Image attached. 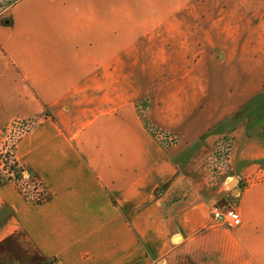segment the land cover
Instances as JSON below:
<instances>
[{
	"label": "crops",
	"instance_id": "1",
	"mask_svg": "<svg viewBox=\"0 0 264 264\" xmlns=\"http://www.w3.org/2000/svg\"><path fill=\"white\" fill-rule=\"evenodd\" d=\"M5 4L0 138L32 124L16 160L46 196L0 185V264H264V125L224 128L264 84V0Z\"/></svg>",
	"mask_w": 264,
	"mask_h": 264
},
{
	"label": "rangeland",
	"instance_id": "2",
	"mask_svg": "<svg viewBox=\"0 0 264 264\" xmlns=\"http://www.w3.org/2000/svg\"><path fill=\"white\" fill-rule=\"evenodd\" d=\"M7 2L8 0L0 1V10L3 5H6L5 3ZM238 105L239 109L237 111L238 115L236 117V122L234 123V125L229 122L224 126V128H237L242 131L243 136H248V130L264 125V84H260L258 94H255L248 99L240 100V104ZM31 125L32 124L28 121H16L15 123H13L8 128V131L2 134L3 136L0 138V153H10L12 159L16 160L18 140L32 129ZM163 139L167 140L170 143V141L167 139V136H164ZM235 140L236 138L232 137L221 138L217 140V142H215L214 146L211 148L210 153L208 154L210 160H208L209 166H207V170H210L214 176H220L221 172L224 169L228 170V175L233 174L229 165L231 163L229 162L235 151ZM171 141H174V139ZM21 168L22 170H25L31 174V179L29 181L25 182L21 181L20 178L17 179L15 177L14 171H10L9 164H6V160L0 157V179L4 180L5 183L12 184L20 193L24 194L26 198H28V200L35 202L39 201L37 200L38 198L36 197L34 191V184L39 183V178L36 177L28 169L23 167ZM8 178L10 179L7 180ZM40 182L42 181L40 180ZM240 186L241 184H239V186L237 187ZM229 188L231 189L233 187L229 186ZM214 207L224 210H237L235 205L225 207L214 205Z\"/></svg>",
	"mask_w": 264,
	"mask_h": 264
},
{
	"label": "built area",
	"instance_id": "3",
	"mask_svg": "<svg viewBox=\"0 0 264 264\" xmlns=\"http://www.w3.org/2000/svg\"><path fill=\"white\" fill-rule=\"evenodd\" d=\"M4 154H6V153L2 152V155H0V157L3 158ZM8 154L11 156L10 153H8ZM3 159H5V158H3ZM11 160H14V159H12V156H11ZM9 163H10V160H9ZM6 164H7V162H6ZM17 179H19V178H17ZM20 179H21V181L27 182L31 179V174L28 173L27 171L23 170L22 171V177ZM34 191H35L36 197L38 198L37 200L41 201V200L45 199L46 188L44 186V183L40 182V179H39V183L34 184ZM212 215H213V218L216 222L224 223L229 227H237V226H240L242 224L241 215L235 209H225L224 210V209H220V208L215 207L212 209Z\"/></svg>",
	"mask_w": 264,
	"mask_h": 264
},
{
	"label": "trees",
	"instance_id": "4",
	"mask_svg": "<svg viewBox=\"0 0 264 264\" xmlns=\"http://www.w3.org/2000/svg\"><path fill=\"white\" fill-rule=\"evenodd\" d=\"M0 155H2V153ZM3 158H5L6 162L9 164L10 171H14L15 177L21 178L23 170L21 166L19 165V163L17 162V160H11V156L8 153L4 154ZM9 160H10V163H9ZM9 179L10 178H8L7 180ZM3 183H5V181L0 179V185Z\"/></svg>",
	"mask_w": 264,
	"mask_h": 264
},
{
	"label": "water",
	"instance_id": "5",
	"mask_svg": "<svg viewBox=\"0 0 264 264\" xmlns=\"http://www.w3.org/2000/svg\"><path fill=\"white\" fill-rule=\"evenodd\" d=\"M239 184H240V182H239L238 179H233V180L230 182L229 186L234 187L235 185L239 186Z\"/></svg>",
	"mask_w": 264,
	"mask_h": 264
}]
</instances>
